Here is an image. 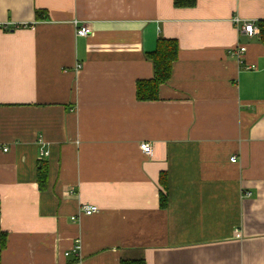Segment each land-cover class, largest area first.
I'll return each mask as SVG.
<instances>
[{
  "label": "crops",
  "instance_id": "1",
  "mask_svg": "<svg viewBox=\"0 0 264 264\" xmlns=\"http://www.w3.org/2000/svg\"><path fill=\"white\" fill-rule=\"evenodd\" d=\"M235 17L264 0H0V264H264V44Z\"/></svg>",
  "mask_w": 264,
  "mask_h": 264
},
{
  "label": "trees",
  "instance_id": "2",
  "mask_svg": "<svg viewBox=\"0 0 264 264\" xmlns=\"http://www.w3.org/2000/svg\"><path fill=\"white\" fill-rule=\"evenodd\" d=\"M196 0H174V4L177 7H189L194 6ZM39 16V13H37ZM259 38L264 44V19L258 21ZM179 54V45L176 39L160 38L157 43L156 50L148 54V58L153 62L154 75L150 79H142L137 82V97L139 100H155L159 97L160 86L167 82L172 74L173 63L177 60ZM48 169L46 168V162H40L38 168V180L42 187L46 181ZM161 185L166 190L168 187L166 174H161ZM161 190V203L162 206L166 205L167 196ZM6 245L5 234L1 237L0 247V262L2 249ZM121 264H146L143 259L122 260Z\"/></svg>",
  "mask_w": 264,
  "mask_h": 264
},
{
  "label": "built area",
  "instance_id": "3",
  "mask_svg": "<svg viewBox=\"0 0 264 264\" xmlns=\"http://www.w3.org/2000/svg\"><path fill=\"white\" fill-rule=\"evenodd\" d=\"M234 22L237 24V26L239 27V30L249 34L250 36H253L257 33H259V28L254 26L253 23L251 22H245L244 24L241 25L242 20L239 17H235L234 18ZM92 33V29L89 25H80L79 27H77V34L80 36H88ZM246 46L245 45H239L237 48H235L232 53L236 54L237 57L242 58L243 54L246 52ZM141 150L146 154L151 156L153 149H152V145L149 142H141L140 144ZM4 151L8 150V147H4L3 148ZM45 154V153H44ZM232 161H236L237 158L235 156H233L231 158ZM100 210V208L95 205V204H82L81 206V213L85 214V215H92L97 213ZM236 236L238 238L241 237V233L237 230L236 231ZM81 249V241L80 239H76V243L74 248L72 249V252L76 253V255H79V251ZM66 255L70 254V251H67L65 253Z\"/></svg>",
  "mask_w": 264,
  "mask_h": 264
}]
</instances>
